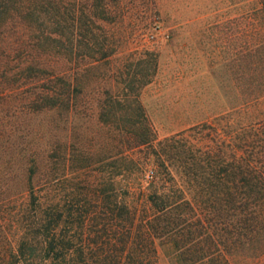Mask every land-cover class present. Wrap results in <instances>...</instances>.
<instances>
[{
  "label": "rangeland",
  "instance_id": "obj_1",
  "mask_svg": "<svg viewBox=\"0 0 264 264\" xmlns=\"http://www.w3.org/2000/svg\"><path fill=\"white\" fill-rule=\"evenodd\" d=\"M98 22L102 60L84 46L71 59L25 44L38 57L0 56V264H19L8 255L39 202L76 204L79 190L99 187L141 212L146 192L172 181L193 202L187 148L226 155L248 136L264 141V0H121ZM62 69L70 107L41 105V89ZM132 73L148 78L137 99L151 137L127 148L124 121H103L98 101ZM151 243L156 264H211L217 254L197 260L199 250L178 249L168 235ZM221 253L220 264H264V234Z\"/></svg>",
  "mask_w": 264,
  "mask_h": 264
},
{
  "label": "trees",
  "instance_id": "obj_2",
  "mask_svg": "<svg viewBox=\"0 0 264 264\" xmlns=\"http://www.w3.org/2000/svg\"><path fill=\"white\" fill-rule=\"evenodd\" d=\"M120 1L0 0V56L11 58L8 51L20 49L15 57H27L25 44L40 54L51 49L71 59L81 57L77 49L84 46L93 61L102 60L108 50L98 21L112 19ZM65 72L50 74L53 84L41 89V105L70 107L72 88ZM139 75L117 80L98 101L103 121L109 122L108 115L124 121L120 141L127 148L151 137L137 99L148 78ZM258 133L264 136V124ZM248 139L226 155L220 149L196 154L187 148L183 164L195 191L193 202L173 181L146 192L141 212L99 187L79 190L76 204L39 202L8 257L19 264H156L151 237L168 235L178 249L199 250L197 260L216 252L211 264H220L221 251L264 234V141Z\"/></svg>",
  "mask_w": 264,
  "mask_h": 264
}]
</instances>
